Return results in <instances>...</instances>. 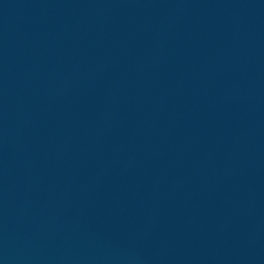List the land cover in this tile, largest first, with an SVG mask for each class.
I'll return each instance as SVG.
<instances>
[{
    "label": "water",
    "instance_id": "95a60500",
    "mask_svg": "<svg viewBox=\"0 0 264 264\" xmlns=\"http://www.w3.org/2000/svg\"><path fill=\"white\" fill-rule=\"evenodd\" d=\"M0 264H264V0H0Z\"/></svg>",
    "mask_w": 264,
    "mask_h": 264
}]
</instances>
